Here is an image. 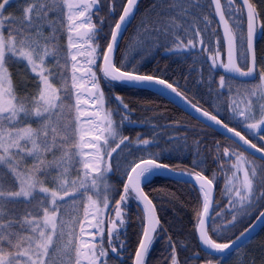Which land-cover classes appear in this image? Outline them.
Returning <instances> with one entry per match:
<instances>
[{
	"label": "snow or ice",
	"instance_id": "snow-or-ice-1",
	"mask_svg": "<svg viewBox=\"0 0 264 264\" xmlns=\"http://www.w3.org/2000/svg\"><path fill=\"white\" fill-rule=\"evenodd\" d=\"M227 2L230 9H239V14L246 16V30H241L238 46L234 28L229 27L221 11L220 0H209L215 4L216 13L224 25L223 51L227 58L226 63L219 62L221 52H215L209 57L212 61L210 70L222 67L226 72L242 77L259 76L264 81V63L258 64L255 49L258 20L260 30L264 31V14L258 11L255 0ZM13 3L18 0H0V264H55L53 258L58 252L66 257L67 264H84L85 261L86 264H109V250L119 256L126 247L123 242L117 245L114 241L119 239L118 229L128 219L123 215V208L133 200L144 205L147 222L137 240L132 264H149L159 219L142 183L159 171L171 169L151 152L131 160L125 158L123 163L127 167L123 169L120 181L122 192L109 195V174L114 175L121 169L118 158L132 143L121 131L124 122L130 120L131 109L120 95L113 96L111 90L117 85H158L210 122L207 126H218L238 138L232 140L228 137L234 148L217 145L218 149L222 148L223 157L229 161L235 157L233 168L243 172L239 186L225 189L231 205L226 231H232L238 224L243 225L249 217L258 218V223L264 222V210H261L264 209V143L257 144L253 138H246L219 118L218 113L191 104L173 83L142 73L135 57L127 64L123 58L117 60L121 34L135 18L140 0H123L118 15L116 0H107L108 12L112 14L107 17L100 15L105 0H81L80 3L73 0H24L18 15L7 11ZM201 9L200 0H153L148 15L156 19L141 22L145 31L155 34V44L148 47H163L166 52L182 53L190 52L197 43L203 45V39H196L208 27L207 17L201 19L197 14ZM197 22L204 23L205 27L200 28ZM62 28L69 33V50L87 44L88 58L84 62L87 67L78 66L76 54H70V57L61 55L63 49L57 41ZM45 29L49 31L45 32ZM81 29L85 31L81 32ZM73 32L84 43H73ZM79 54L84 55L83 52ZM69 58L71 77L68 75ZM241 58L244 63L238 65ZM13 66H19L25 80H14ZM77 73H80L79 77ZM85 83L90 85V102L97 110L93 115L98 116L100 109L104 108L103 120L97 125L98 134L92 135L93 142L87 145L82 143L85 132L80 107L86 101L81 100L79 91ZM101 84L109 89L108 95ZM218 88L226 90L230 97L225 111H230L233 118H242L243 126L253 133V137L264 141V91L258 95L257 90H246V96L237 91L239 99L233 98L231 85L223 75L219 77ZM225 94L224 91L219 93ZM137 140L146 152L154 143L151 139ZM84 147L95 150L89 154L90 160L83 159L85 153L81 149ZM199 149L200 142L197 141ZM244 153L253 158L249 159ZM255 154L260 155L256 157ZM199 166L197 163L193 165ZM81 169L85 170L82 179ZM73 172L77 175L76 180L70 179ZM194 179L203 194V209L197 213L199 240L209 250L204 253L202 264H218L212 253L224 254L241 240L250 238L255 225L243 227L239 235L234 234V238L227 242L214 240L209 235V232L217 231L214 216L209 211L214 180L202 171H195ZM116 195L119 199H115ZM78 197L87 198L86 213L88 207L95 209L97 225L103 223L98 215L101 209L115 206V219L108 217L107 228L97 229L101 237L98 243L94 234L89 242L80 243V238L75 236L64 242L63 223L58 221L59 202L75 204ZM215 214L221 215L219 212ZM206 219L211 221L207 227ZM80 231L84 232L82 224ZM61 244L62 247H57ZM180 247L169 238L167 264H186L178 255ZM200 259V254L196 253L195 260ZM244 264H255V261L246 259Z\"/></svg>",
	"mask_w": 264,
	"mask_h": 264
},
{
	"label": "trees",
	"instance_id": "trees-1",
	"mask_svg": "<svg viewBox=\"0 0 264 264\" xmlns=\"http://www.w3.org/2000/svg\"><path fill=\"white\" fill-rule=\"evenodd\" d=\"M121 3H123V0H116L117 15ZM200 3L202 9L197 14L201 19L207 17L206 23L208 24V27L201 36L196 38L197 40L203 39L205 41L203 51L199 50V43L190 52L186 51L182 53L166 52L163 47H148V45L155 44V34L145 31L141 27V22L156 18H150L148 15L153 0H142L135 18L132 19L121 39L119 51L116 54L117 60L123 58L124 63L127 64L135 57L139 60L137 67L142 73L162 77L168 82L173 83L193 104L214 114L218 113L219 118H222L230 127L239 129L233 123L232 113L225 111L226 104L230 101L226 90L218 88V77L221 75H217L212 69L210 70L209 53L212 50L213 40L218 37L216 36L217 33L213 30L214 8L212 3H209V0H200ZM23 6L24 0H18V3H13L12 7L8 8L7 11L10 14L18 15ZM100 15L106 17L112 15L108 12L107 0H105V6L101 9ZM108 23H111V20ZM57 24L59 25V21ZM199 27L204 28V23H199ZM108 30L106 25L105 32ZM66 37L69 38V33L67 34L66 28H62L57 41L58 45L63 49L61 55H69L70 57V54L80 53L76 50L73 53V49H68ZM85 48L87 46L84 43V47L80 49L83 51ZM76 55L77 60L79 59L81 62L86 61L88 58L85 52L83 56ZM68 64V75L71 77L72 62L70 58ZM11 71L14 74L15 81L25 80L19 66H13ZM76 75L77 77L80 76L78 73ZM86 85L88 84L86 83ZM101 87L104 88L106 95H108L109 89L105 88L104 84H101ZM29 91H32V89L30 88ZM221 91H224L226 94L219 95ZM111 92L113 96L120 95L129 104L131 109L130 120L124 122L121 131L123 135L129 137L132 143L121 152L118 158L122 167L111 176L110 196L115 195L117 192H122L120 181L123 176V169L127 167L123 163L124 159L131 160L138 156H147L151 152L157 155L161 162L168 164L175 171L193 175L195 171H202V174L214 180L216 201L213 216L217 231L215 233L209 232V235L214 240L217 242H227L229 238H234V234L239 235L243 227H249L254 223L257 218L249 217L245 219L243 225L238 224L232 231H226L225 226L228 225V220L231 218L229 211L231 205L228 203L230 196L225 189L234 185V175L239 177L238 180H243V172H237L233 168L235 157L229 161L227 157L222 156V148H217V145L226 146L230 149L234 148L235 145L232 144L231 140L193 120L183 111L151 90L117 85V88L112 89ZM113 118L119 119L115 116ZM137 138L140 140L151 139L154 143L149 146L146 152L143 151L144 146L142 143H139ZM197 141L200 142L199 151L197 150ZM244 155L248 157L247 153H244ZM248 158L252 159L253 157ZM77 159L82 158L78 157ZM201 161L202 163H200ZM257 162L259 163L260 161ZM194 163L200 166L193 167ZM83 171L85 170H80L81 179L83 178ZM70 179H77L75 172L71 174ZM229 181H231V184H229ZM144 192L155 205L160 219V228L152 246L149 264H167L165 257L168 255L169 238L181 245L178 249V255L181 260L186 261V264H202L205 252L201 248L197 237V213L202 212L203 209V198L199 190L191 185L178 183L166 176H157L144 185ZM234 192L235 189H233ZM115 199H119V196L116 195ZM87 203L86 197L77 198L75 210L79 218L75 227L80 229L82 224L83 228L87 229V232L93 234L96 233L91 231L94 221H92L93 219L87 220V217L89 214L91 217H95L96 214H92V207H88L87 213L85 212L84 206ZM113 206L114 204L107 211V222L109 212ZM123 212L124 216L128 219L118 229L120 236L114 243L119 245L123 242L126 245L120 254L124 257L125 261L120 262L117 258L109 255V264H132L137 240L144 226V214L138 201L133 200L129 204H126ZM217 212L221 213V215H216L215 213ZM59 214L61 215L60 212ZM84 236V232L81 233L78 230V237L82 238ZM100 238L97 243L100 241ZM104 242L107 245L106 234L104 235ZM251 245L255 247L253 251H261V260L256 259V262L264 264V229L252 241ZM196 253L200 254V261L195 260ZM231 256L232 254H228L223 257L212 256V258L218 261V264H223ZM253 256L256 257L254 254Z\"/></svg>",
	"mask_w": 264,
	"mask_h": 264
},
{
	"label": "rangeland",
	"instance_id": "rangeland-1",
	"mask_svg": "<svg viewBox=\"0 0 264 264\" xmlns=\"http://www.w3.org/2000/svg\"><path fill=\"white\" fill-rule=\"evenodd\" d=\"M75 1V0H73ZM76 1H80L81 0H76ZM64 21L65 23H67V17H64ZM80 21H77V24H79ZM49 29H45V32H48ZM85 29H81V32H84ZM66 32L68 33V30L66 29ZM74 35V39L72 40L73 43H84V41L79 39V35L76 34L75 32H73ZM86 44V43H85ZM87 46V44H86ZM77 52H85V55H87V48H85V50L83 49V51H81V49H76ZM79 54V53H76ZM79 56H83L80 55ZM85 62V61H84ZM84 62H81L79 59L77 60V64L78 66L80 64H83V67H87L88 65ZM80 73H78L79 75ZM86 85V83H85ZM89 85L84 86V88L80 89V98L82 101H86L85 103L81 104V113H82V128L84 129L85 132V138L84 141H82L83 144L87 145L91 141V136L98 134V129H97V125L101 123V121L103 120V112H104V108H101L99 111V115H93L94 112H96L97 110L93 107V105L91 104V94L89 93L88 89H89ZM89 121H95V123H90ZM81 151H83V153H85V156L83 157V159H91V156L89 155L90 153H93L95 150L89 147H84L81 149ZM236 176L234 175L233 177V183L234 185L238 186V184H240V182H242L241 180H237L235 178ZM232 196H234V193H232ZM67 199V198H66ZM60 204V213L61 215L58 213V221L63 223V228H64V242L73 239V236L78 237V230H80L78 227H75L76 223H78V214L75 210L76 204L71 203L70 201L68 203H65L63 201L59 202ZM107 211L108 210H104L101 209V211L99 212V218L101 221H103V223L97 225L96 224V219L95 217H91V215L89 214V216L87 217V220H91L94 221V226H92V230L91 231H97V229H101V230H105L107 227ZM101 213V215H100ZM92 214H96L95 209L93 208L92 210ZM96 216V215H95ZM95 219V220H94ZM84 234L85 236L80 238V243H84V242H89L92 241V233L91 232H87V229H84ZM87 232V233H86ZM94 234V233H93ZM106 234V232H105ZM97 237L100 238V235L98 233V235L95 236V242L97 240ZM57 247H62L61 245H57ZM255 249V247L253 246H247L242 248L241 250H239L238 252H236L229 260L228 262H226L225 264H244V261L247 259L249 261L253 260L254 255H256L255 260L258 259L260 257L261 251H253ZM83 251H87L86 249H83ZM248 256H250L248 258ZM253 257V258H251ZM55 264H67V259L66 257L63 255V253L58 252L57 255L53 258ZM254 260V261H255ZM84 264H86V261L84 262Z\"/></svg>",
	"mask_w": 264,
	"mask_h": 264
},
{
	"label": "flooded vegetation",
	"instance_id": "flooded-vegetation-1",
	"mask_svg": "<svg viewBox=\"0 0 264 264\" xmlns=\"http://www.w3.org/2000/svg\"><path fill=\"white\" fill-rule=\"evenodd\" d=\"M222 6L224 8V12L227 18V21L229 23L230 27L234 28V34L238 38V46H239V38L241 36V30H246V16L240 15L239 14V9L236 11H233L232 9L229 8L227 0H221ZM255 3L257 5V9L261 14H264V0H255ZM216 39L213 40V48L211 50V53L209 57H211L215 52L220 51V61L226 63L227 58H226V53H224V48L225 45L223 43L222 38H220L219 35ZM219 38V39H218ZM217 40H219V43H217ZM200 51L204 50V45L199 44L198 46ZM255 49H256V55H257V62L259 63H264V31H261L259 28V20H258V27H257V35H256V40H255ZM240 51H243L240 49ZM210 63L212 64L211 59ZM238 65H242L244 63L243 59H238L237 61ZM212 70L217 74V75H223L225 76L226 80L229 81L231 88H232V94L231 96L233 98L239 99V97H236V92L239 91L241 95L246 96V90H257V94H260V91H264V81H261L259 79V76L256 77H249L248 80L242 81L239 79L234 78L231 74H228L222 67H216L212 68ZM227 75V76H226ZM219 79V77H218ZM217 80V79H216ZM253 100L256 99V97H252ZM230 101V97H229ZM258 107V106H257ZM235 123V118L233 119ZM242 118L237 117L236 118V124L237 127L239 128V131L242 132L244 135H246L247 138H253V142H256L257 144L259 143H264V141H260L256 138L253 137V133L245 128L242 124ZM112 217L115 218V215ZM252 258V257H251ZM261 259V258H259Z\"/></svg>",
	"mask_w": 264,
	"mask_h": 264
},
{
	"label": "water",
	"instance_id": "water-1",
	"mask_svg": "<svg viewBox=\"0 0 264 264\" xmlns=\"http://www.w3.org/2000/svg\"><path fill=\"white\" fill-rule=\"evenodd\" d=\"M141 2V0H140ZM222 11V10H221ZM218 16V21H219V24H220V28H221V32H222V36H224V25L222 22H220V19H219V15L217 14ZM132 21V20H131ZM130 24V23H129ZM129 24L127 25V27L129 26ZM127 29V28H126ZM126 31V30H125ZM125 31L122 32L121 34V38L123 36V34L125 33ZM121 38L119 40V43L121 41ZM225 43V42H224ZM228 74H231L232 76L238 78V79H241V80H247L248 77H242V76H239L238 74H235V73H231V72H228ZM128 86H133V87H141V88H145V89H150L152 91H155L156 93H158L159 95H161L164 99H166L167 101H169L170 103H172L173 105H175L177 108L181 109L183 112H185L188 116H190L192 119L198 121L199 123H202L203 125L207 126L208 124H210V122L206 121L202 116H200L199 113H196L194 111V109L192 107H190L188 104H186L184 101L180 100L178 97H176L174 94H172L169 90H166V89H162L160 86L158 85H143V86H138V85H128ZM189 101V100H188ZM192 104V103H191ZM211 129H213L214 131H216L217 133H219L220 135L226 137L228 139V137H231L232 140H238V138L236 137H233L231 133H227L225 130L223 129H220L218 126H215V125H212V126H207ZM242 143V142H241ZM260 154H255L256 157H258ZM171 169V168H170ZM161 172L163 175L169 177V178H172L173 180L177 181V182H182V183H186V184H190V185H193L195 187H197L199 190H200V187H199V184L198 182L195 181L194 179V176L193 175H190L188 173H184L183 175H179V173H183V172H178V171H174V170H170V171H159ZM143 187V185H142ZM209 199H210V207H209V211L210 213L213 212V206H214V202H215V189H214V186H213V189L212 191L210 192V196H209ZM142 208H144V205L142 203H140ZM154 205V204H153ZM155 216L158 218V215H157V211H156V208H155ZM159 219V218H158ZM147 222V219L145 217V224ZM211 221H208L206 219V227L207 225L210 223ZM255 225V228L254 230L252 231L251 233V236L250 238L246 239V240H241L240 242H238L230 251H227L226 253L224 254H227V253H230V252H233V251H236L238 248H240L243 244L249 242L250 240H252L259 232L260 230H262L264 228V222H257V220L255 221V223L253 224ZM252 225V226H253ZM159 226H160V221H159V225H158V228H157V231L159 229ZM251 226V227H252ZM197 234H198V238H199V232H198V229H197ZM199 243L202 247V249L207 252L209 251L206 246H204L201 241L199 240ZM113 254V253H112ZM224 254H220V253H212V256H222ZM114 256H116L115 254H113ZM118 258L121 260V261H124V258L122 256H118Z\"/></svg>",
	"mask_w": 264,
	"mask_h": 264
},
{
	"label": "bare ground",
	"instance_id": "bare-ground-1",
	"mask_svg": "<svg viewBox=\"0 0 264 264\" xmlns=\"http://www.w3.org/2000/svg\"><path fill=\"white\" fill-rule=\"evenodd\" d=\"M158 175H160V172H158V173H157L156 175H154V176H150V177H148L147 181H145V182H143V183H146V182L150 181L153 177L158 176Z\"/></svg>",
	"mask_w": 264,
	"mask_h": 264
}]
</instances>
